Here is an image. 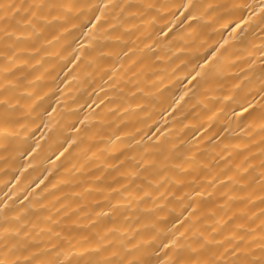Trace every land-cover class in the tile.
<instances>
[{
	"label": "bare ground",
	"instance_id": "bare-ground-1",
	"mask_svg": "<svg viewBox=\"0 0 264 264\" xmlns=\"http://www.w3.org/2000/svg\"><path fill=\"white\" fill-rule=\"evenodd\" d=\"M51 2L78 6L71 23L46 28L39 55L19 52L14 62L0 55V100L9 101L0 105V232L19 227L13 243L59 245L74 259L96 247V233L114 228L109 239L115 249H129L128 259L170 264L179 255L203 262L222 251L206 241L228 235L235 224L220 221L235 212L259 244L261 0ZM109 2L135 7L105 9L99 22L91 19L100 15L96 6ZM241 17L247 23L236 28ZM6 51L0 42V53ZM152 160L154 167H141ZM228 176H243L247 184ZM117 202L114 220L97 217Z\"/></svg>",
	"mask_w": 264,
	"mask_h": 264
},
{
	"label": "snow or ice",
	"instance_id": "snow-or-ice-1",
	"mask_svg": "<svg viewBox=\"0 0 264 264\" xmlns=\"http://www.w3.org/2000/svg\"><path fill=\"white\" fill-rule=\"evenodd\" d=\"M126 7H135L133 4H117V3H104L100 6H96V11L100 15H93L91 19L99 22L105 14V9H120V12L123 13ZM149 8H155V5L147 6ZM177 8H194L195 5H177ZM245 8L250 6L245 5ZM258 8V13L260 15V22L264 24V0H261L260 4L256 6ZM74 9L78 10V6L74 3H54L51 0H3L0 2V42H4L7 49L6 52L0 53L7 60L13 61L17 53L19 52H31L35 55H39L41 52V47L38 46V41L44 35L46 28L52 26L54 22L63 21L64 23H71L69 20L70 14ZM55 13V15H54ZM51 17V19H49ZM190 19L195 17L189 16ZM247 23V18L241 17L239 22L236 23V28H240L241 24ZM73 28L77 25L73 24ZM93 28L96 27L95 24L92 25ZM65 31H67L65 29ZM88 36L89 33H84ZM91 47V45L89 46ZM218 51V49H217ZM11 53V55H9ZM212 57L216 56V52H213ZM79 59V57H77ZM25 63H27L25 61ZM205 63H208V58L205 59ZM202 67V66H200ZM8 75H11V71L5 70ZM200 73L197 72L196 76H199ZM196 76L193 77V80L196 79ZM12 81H7V85H12ZM7 90V86H4ZM18 103V101H17ZM0 105L8 106L9 101L7 99L0 100ZM246 111V110H245ZM257 109L253 108V112H256ZM251 116V113L249 114ZM4 119L8 120L7 111L3 114ZM260 119L264 120V105H260L259 112ZM264 131V127L261 129ZM5 134L8 135L7 129L4 130ZM69 146H72V141H66ZM34 151V149H33ZM68 149L65 148L63 152L60 153L61 156L67 152ZM231 159V157H229ZM148 165L154 167L156 161H144L141 167ZM176 167H180L177 165ZM236 168L238 170L242 169L244 175H247L249 172L248 168H242V165L237 164ZM261 191L264 192V161H261ZM227 175V173H225ZM218 180V178H217ZM228 181L235 182L245 186L247 181H244L243 176L239 179L228 176ZM223 183L222 181H218ZM178 184L183 185V181H177ZM116 191V190H113ZM145 196H150L151 193L145 192ZM198 196H204V192L197 193ZM212 193H208L210 197ZM242 202V201H241ZM260 203L264 204V196L260 198ZM191 206V205H190ZM120 207L119 202L116 204H111L108 212L101 211L97 213V217H112ZM195 210V209H194ZM27 212V209H24ZM213 214L214 211H213ZM241 215H246L241 210ZM261 215H264V209H261ZM8 217L4 218V224L8 225ZM16 220H19L20 217H15ZM48 219H51L50 217ZM237 213H232L231 216H228L226 220H221L220 223L227 227L229 224H235L234 228L228 229V235H225L220 240L207 242L213 243L216 248L222 249V251L213 252L210 259L204 260L203 262L191 261L181 256H176L175 259L170 261V264H264V235L261 236V242L256 244L254 239H251V232L245 230V225L243 223H237ZM55 223V222H54ZM92 226L95 228V221H93ZM261 226L264 227V221L261 222ZM51 231V229H49ZM115 231L114 228H107L104 231V234L96 233L98 240L95 248H86L83 253H80L75 256L74 259L68 258V255L65 253L63 248H60L59 245H52L50 250H45L40 248L39 245H30L27 243H13L12 239L19 237L21 235V229L19 227H8L4 226L3 231L0 232V239L4 241L3 245L0 246L3 249V258H0V264H150L148 261L141 260L139 258L128 259L127 255L129 254V249L127 247H122L121 249H115L114 241L109 239V236ZM214 231H217L214 229ZM24 237L29 235L28 232L23 233ZM59 236V233H56ZM184 233H180V236L183 237ZM203 238V234L201 233ZM84 243H88L89 238L84 237ZM170 244L172 247H177L174 241H171ZM136 246H133L135 248ZM168 248L169 245H164ZM35 248V250H31ZM205 245H201V250H204ZM23 249L26 255L22 257L17 255V251ZM108 249H113L108 252V255L105 256L103 253L108 251ZM48 251L55 253V256H49ZM65 255V259L61 260L60 256ZM15 257V258H12Z\"/></svg>",
	"mask_w": 264,
	"mask_h": 264
}]
</instances>
